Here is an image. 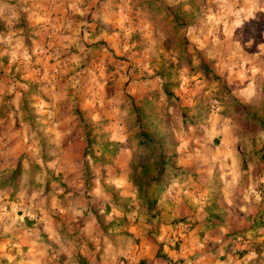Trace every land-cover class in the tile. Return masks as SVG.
Masks as SVG:
<instances>
[{"label": "rangeland", "instance_id": "rangeland-1", "mask_svg": "<svg viewBox=\"0 0 264 264\" xmlns=\"http://www.w3.org/2000/svg\"><path fill=\"white\" fill-rule=\"evenodd\" d=\"M131 7L138 16L136 28L121 51L100 46L99 53L109 54L94 56L99 67L90 66V54L89 61L66 72L71 116L60 138L66 145L69 140L77 144L67 151L72 166L48 170L40 165L61 156L42 137L28 143L19 156L28 160L26 165L9 175L25 173L30 183L50 176L54 183L45 192L54 193L69 191L61 181L64 171L80 178L78 190L85 193L102 183L105 194H115L111 205L98 211L104 233L129 239L132 228L140 229L141 237L157 245L148 250L150 259L161 264H264V0H135ZM4 31L0 20V35ZM128 42L135 44V55ZM77 73L78 79H69ZM95 75L114 101L84 104L85 97L101 90L98 84L91 87ZM152 98L153 115L142 118L140 126L133 103ZM141 131L162 140L166 157L173 149L177 154L161 183L155 167L159 150L146 170L136 166L149 155L141 146ZM121 153L126 165L118 171L114 164ZM119 173L129 177L126 191L135 197L121 196L109 183ZM182 182L186 194L178 202H185L176 207ZM88 208V213L96 210ZM183 210L186 215L178 217ZM141 237L133 238L139 246Z\"/></svg>", "mask_w": 264, "mask_h": 264}, {"label": "crops", "instance_id": "crops-1", "mask_svg": "<svg viewBox=\"0 0 264 264\" xmlns=\"http://www.w3.org/2000/svg\"><path fill=\"white\" fill-rule=\"evenodd\" d=\"M133 4L135 0H0V20L5 23L0 35V264H48L73 257H78V264H154V260L161 264L150 259L148 250L157 245L141 237L140 229L132 228L134 235L129 239L125 235L108 238L104 233L98 211L111 205L115 194H105L102 183L85 193L78 190L80 178L61 170V181L69 191L54 193L45 192L54 183L50 176H43L44 180L35 177L30 183L25 173L9 175L19 165H26L28 160L22 162L19 156L28 143L44 137L57 146L61 156L39 164L48 170L72 166L67 151L76 143L69 140L66 145L60 138L66 135L63 123L71 116L70 109L66 110V72L77 70L90 54L94 58L90 66L99 67L94 56L109 54L99 53L100 46L114 49L116 54L121 51L124 39L129 40L136 28ZM127 46L135 55V44L128 42ZM147 54H152V49H147ZM77 75L69 74V79H78ZM101 80L96 75L91 78V87L98 84L101 90L85 97V105L103 104L109 97L115 100V95L102 90ZM113 130H118V124ZM122 155L126 154L121 153L114 164L118 171L126 165ZM111 178L109 183L121 196L135 197L126 191L128 176L119 173ZM185 186L184 182L178 186L181 198H175L176 207L185 202H178L186 194ZM88 206H95L96 214L88 213ZM177 215L184 217L186 212ZM169 229L167 226L166 231ZM112 232L118 233L116 229ZM139 237L140 246L133 241Z\"/></svg>", "mask_w": 264, "mask_h": 264}, {"label": "trees", "instance_id": "trees-1", "mask_svg": "<svg viewBox=\"0 0 264 264\" xmlns=\"http://www.w3.org/2000/svg\"><path fill=\"white\" fill-rule=\"evenodd\" d=\"M181 5H179L178 8H180ZM167 10H170V8L166 7ZM172 16L174 17V19H176L178 21L179 15L177 12L173 13ZM163 89H164V94L166 95L167 98L171 97V93L169 90V86H167L166 84L163 85ZM152 100L149 99H143L140 102H135L133 103V107L134 110L136 111L137 114V123L140 124V126H142L141 124V120L142 118H145L148 114H152L153 112L151 111V108L149 105L152 104ZM150 112V113H149ZM160 136V135H159ZM139 137L141 138V146L149 151V155L147 157H145V162L142 161H138L136 166H139V168L143 171L146 170L147 168V164L152 163V161H154L155 159V155L156 152L159 150L160 154L157 157V163L155 165L156 167V171H157V177H156V182L161 183L162 179H166V171L165 168L172 163V159L177 157V154L175 153V150H171V153L173 154L172 156L166 157V155L164 154V149L163 147L159 146L160 145V141L162 140H156L155 138V134L154 133H148L145 131H141V133L139 134ZM173 148L177 147L176 142H172ZM154 204H150L149 208H153ZM142 264V263H141ZM144 264V262H143Z\"/></svg>", "mask_w": 264, "mask_h": 264}]
</instances>
